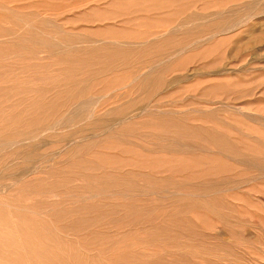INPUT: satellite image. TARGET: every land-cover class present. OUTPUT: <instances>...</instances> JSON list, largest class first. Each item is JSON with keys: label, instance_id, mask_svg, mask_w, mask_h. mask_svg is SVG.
<instances>
[{"label": "rangeland", "instance_id": "obj_1", "mask_svg": "<svg viewBox=\"0 0 264 264\" xmlns=\"http://www.w3.org/2000/svg\"><path fill=\"white\" fill-rule=\"evenodd\" d=\"M0 15V264H264V0Z\"/></svg>", "mask_w": 264, "mask_h": 264}, {"label": "bare ground", "instance_id": "obj_2", "mask_svg": "<svg viewBox=\"0 0 264 264\" xmlns=\"http://www.w3.org/2000/svg\"><path fill=\"white\" fill-rule=\"evenodd\" d=\"M0 17H1V15H0ZM2 212V211H1ZM4 231V230H3ZM5 233V232H4ZM2 235V234H1ZM9 238V237H8ZM130 241V240H129ZM129 245V244H128ZM128 248H130V247H128ZM123 249V248H122ZM133 251H135V250H133ZM122 252V251H121ZM131 252H132V247H131ZM137 253H138V251H136ZM140 252V251H139ZM111 255H113V254H111ZM129 255V254H128ZM139 256H140V254H138ZM109 256V255H108ZM134 256V255H133ZM7 257H8V255H7ZM130 257H131V254H130ZM145 257V256H144ZM146 258V257H145ZM144 258V259H145ZM3 259V258H2ZM130 259V258H129ZM128 259V260H129ZM133 259V258H132ZM132 259H130V261L132 260ZM7 262V264H8V262H10V261H8L7 259H5ZM135 260V259H134ZM136 260L138 261V259L136 258ZM139 260H141V259H139ZM3 261V260H2ZM12 261V260H11ZM142 261V260H141ZM140 261V262H141ZM152 261V260H151ZM156 261V260H155ZM123 262H125L124 260H123ZM143 262V261H142ZM157 262V261H156ZM138 263V262H137ZM3 264H4V262H3ZM110 264V263H109ZM127 264H128V262H127ZM131 264H132V262H131ZM146 264H148V263H146ZM159 264V263H158ZM263 264V263H262Z\"/></svg>", "mask_w": 264, "mask_h": 264}]
</instances>
